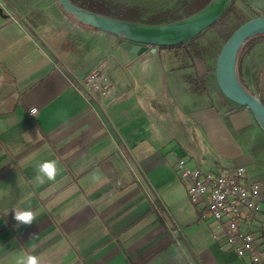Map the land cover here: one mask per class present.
Returning <instances> with one entry per match:
<instances>
[{
    "label": "crops",
    "instance_id": "obj_1",
    "mask_svg": "<svg viewBox=\"0 0 264 264\" xmlns=\"http://www.w3.org/2000/svg\"><path fill=\"white\" fill-rule=\"evenodd\" d=\"M19 1L0 0V264L26 255L40 264H254L213 238L217 223L200 216L177 172L180 157L189 167L236 162L264 191V131L247 107L209 100L216 58H190L183 46L137 55L119 36L68 19L56 0ZM104 59L123 95L102 108L72 74ZM236 70L244 86L262 79L264 101V38ZM45 161L56 162V178L40 184L35 166ZM14 209L32 211L33 223L17 227ZM253 230L263 248L264 231Z\"/></svg>",
    "mask_w": 264,
    "mask_h": 264
},
{
    "label": "built area",
    "instance_id": "obj_2",
    "mask_svg": "<svg viewBox=\"0 0 264 264\" xmlns=\"http://www.w3.org/2000/svg\"><path fill=\"white\" fill-rule=\"evenodd\" d=\"M110 68L104 59L85 75L72 74L83 96L102 108L123 95ZM35 110L31 108V112ZM177 172L187 182L189 199L202 203L200 216H210L217 223L213 238L227 244L237 256H247L254 264L261 263L264 246L259 247L253 227L258 224L264 231V191L258 181L248 178L246 166L223 162L208 163L205 168L199 163L189 167L186 159L180 157Z\"/></svg>",
    "mask_w": 264,
    "mask_h": 264
},
{
    "label": "water",
    "instance_id": "obj_3",
    "mask_svg": "<svg viewBox=\"0 0 264 264\" xmlns=\"http://www.w3.org/2000/svg\"><path fill=\"white\" fill-rule=\"evenodd\" d=\"M61 8L80 22L113 33L121 38L120 46L141 55L163 47L178 46L199 35L227 11L232 0H209L197 11L182 18L162 23H147L99 13L74 3L58 0ZM0 13L2 8L0 7ZM8 17V14H2ZM264 33V14L238 24L223 42L215 62L216 83L226 99L247 107L264 131V102L250 92L236 72L238 53L251 37Z\"/></svg>",
    "mask_w": 264,
    "mask_h": 264
},
{
    "label": "rangeland",
    "instance_id": "obj_4",
    "mask_svg": "<svg viewBox=\"0 0 264 264\" xmlns=\"http://www.w3.org/2000/svg\"><path fill=\"white\" fill-rule=\"evenodd\" d=\"M16 1L19 0H9V2H16ZM21 1L24 2L25 5L34 4L35 2V0H21ZM181 1L182 0H140V3L146 8V11L148 13H153V12L166 10L172 7H176L179 5ZM56 2L60 6L58 0H56ZM233 3H234L233 7L235 11L226 14V16L224 17V19L222 20L219 26L216 27L212 26L206 28L196 38L195 41L196 47L199 50L200 54H202L203 57L205 58L209 57L210 61H213L216 58L223 42L226 39V34L231 30H233L237 24L250 17L264 14V0H233ZM63 12L65 13L66 17L71 21H75L80 25H87L77 20L72 14L67 13L64 10ZM119 39L121 40L120 37ZM212 69L215 70L214 66L212 67ZM214 70L212 72L213 74H214ZM252 77L254 84L245 83L246 84L245 86L246 88L253 90L255 92V95H257L258 97L260 96V98H262L263 91H261L259 87V83L263 81H261L262 79L259 78L258 76L254 77L252 75ZM207 86L209 90V98H210L209 100H212L211 102H215L219 105L223 104L225 108L232 105V102L228 101L219 90L214 76H211V79Z\"/></svg>",
    "mask_w": 264,
    "mask_h": 264
},
{
    "label": "trees",
    "instance_id": "obj_5",
    "mask_svg": "<svg viewBox=\"0 0 264 264\" xmlns=\"http://www.w3.org/2000/svg\"><path fill=\"white\" fill-rule=\"evenodd\" d=\"M72 1L80 6L91 9L93 11L115 16L122 19L147 22V23H162V22H168L175 19H179L186 15H189L197 11L201 7H203L209 0H182L179 3V5L176 7H172L166 10L153 12V13H148L146 11V8L140 3V0H72ZM233 4L234 3L232 0L225 14L209 27L219 26L222 20L224 19V17L226 16V14L235 11ZM231 31L226 34V38L231 33ZM197 37L198 35L192 38L191 40L187 41L186 43L178 45L187 48L185 52L190 58L200 55V52L197 49L195 42V39ZM263 38H264V33L255 35V37L248 39L239 50V54L243 50L245 51V49L249 50L253 46V44H255L257 41ZM171 47H177V46H171Z\"/></svg>",
    "mask_w": 264,
    "mask_h": 264
},
{
    "label": "clouds",
    "instance_id": "obj_6",
    "mask_svg": "<svg viewBox=\"0 0 264 264\" xmlns=\"http://www.w3.org/2000/svg\"><path fill=\"white\" fill-rule=\"evenodd\" d=\"M37 175L35 180L40 184H44L47 181H54L56 178L57 168L55 161H45L38 163L36 166ZM14 219L17 221V227L20 225L30 226L35 216L32 211L28 210H16L14 209ZM20 264H40L39 258L35 255H26L20 260Z\"/></svg>",
    "mask_w": 264,
    "mask_h": 264
}]
</instances>
